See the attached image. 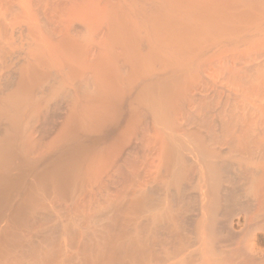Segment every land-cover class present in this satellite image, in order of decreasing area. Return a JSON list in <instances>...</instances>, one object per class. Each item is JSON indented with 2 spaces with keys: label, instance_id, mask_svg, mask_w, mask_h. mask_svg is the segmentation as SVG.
Masks as SVG:
<instances>
[{
  "label": "bare ground",
  "instance_id": "obj_1",
  "mask_svg": "<svg viewBox=\"0 0 264 264\" xmlns=\"http://www.w3.org/2000/svg\"><path fill=\"white\" fill-rule=\"evenodd\" d=\"M0 264H264V0H0Z\"/></svg>",
  "mask_w": 264,
  "mask_h": 264
}]
</instances>
